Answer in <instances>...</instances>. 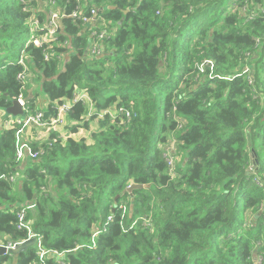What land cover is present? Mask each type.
Segmentation results:
<instances>
[{
	"label": "trees",
	"instance_id": "trees-1",
	"mask_svg": "<svg viewBox=\"0 0 264 264\" xmlns=\"http://www.w3.org/2000/svg\"><path fill=\"white\" fill-rule=\"evenodd\" d=\"M30 79L46 122L75 88L92 110L73 102L35 160L0 127V244L30 230L44 264H264V0H0V118L20 94L41 111ZM16 257L39 264L36 245Z\"/></svg>",
	"mask_w": 264,
	"mask_h": 264
},
{
	"label": "built area",
	"instance_id": "built-area-1",
	"mask_svg": "<svg viewBox=\"0 0 264 264\" xmlns=\"http://www.w3.org/2000/svg\"><path fill=\"white\" fill-rule=\"evenodd\" d=\"M72 18L80 17L82 18L83 22L89 23L94 20H98V15L96 10L92 9L90 10V17H85L80 10H75L72 15ZM57 19L58 15L55 12H52L49 16V19L45 22L46 26H48V29L54 30L57 28ZM35 28L36 26H32ZM50 33V32H49ZM53 35V32L50 33ZM109 35L106 30L101 31L97 36L95 41L90 44L89 49L87 50L86 55L89 57H95L101 54L102 51V42L105 38H107ZM38 44H40L41 40H37ZM37 44V43H36ZM19 64L24 63V58L20 57ZM26 70H23L22 73L18 74L16 79L24 86L25 80L27 78ZM75 97L69 101H64L60 103L55 104V115L46 122L45 114L42 111L35 112L36 114L30 115L27 114V107H26V101L24 100V97L22 94H20L15 101H18L20 106L22 107L24 111V116L20 117H12L11 115L6 114L7 116H2V121H0V127L4 128L6 130L12 129V128H18L16 132V143H17V151L15 153L17 160H21L25 157L31 158L33 160L37 159L39 155H41V151L38 150L36 152H33L30 148V142L29 141H40L44 137V135L56 132L61 135V130L63 127L67 126L66 121V115L71 109V104L73 102H82L84 105L88 106L90 110H92V103L85 92V90H74ZM47 113V112H45ZM48 114V113H47ZM34 131V132H33ZM171 164V162H170ZM18 177H12L10 180L12 183H14L17 180ZM33 205L27 206L26 209L32 208ZM25 208L23 210L18 212V228H21L24 225V212ZM111 218L109 217L108 220ZM31 238L36 239L35 245L37 246L38 252H39V264H44V258L47 256L48 252L46 249L43 248L41 244V237L33 234L30 230H28V238L26 240H29ZM21 242H7L5 244H0V246L5 247L6 251L15 248L16 244H20ZM61 255H57L58 258H60Z\"/></svg>",
	"mask_w": 264,
	"mask_h": 264
},
{
	"label": "water",
	"instance_id": "water-1",
	"mask_svg": "<svg viewBox=\"0 0 264 264\" xmlns=\"http://www.w3.org/2000/svg\"><path fill=\"white\" fill-rule=\"evenodd\" d=\"M5 112L6 114L11 115L12 117H17V116L23 117L24 116V111L18 101H13L11 106L8 107L5 110ZM44 114H45V119H47L48 114L47 113H44ZM134 188H142V186L131 185L128 188H126L124 192H130ZM35 243H36V239L31 238L20 244H16L15 248L10 249L8 251H6L5 247L0 246V257L7 256V255L8 256H18L19 254L26 252L28 248L34 246Z\"/></svg>",
	"mask_w": 264,
	"mask_h": 264
},
{
	"label": "rangeland",
	"instance_id": "rangeland-1",
	"mask_svg": "<svg viewBox=\"0 0 264 264\" xmlns=\"http://www.w3.org/2000/svg\"><path fill=\"white\" fill-rule=\"evenodd\" d=\"M35 21V20H34ZM37 22V21H36ZM57 31V28L56 29H54V30H51L50 31V33L51 32H53V35H51L50 33H48V35H47V39H49V40H55V37H54V33ZM37 44H38V42H37ZM61 67H62V65H61ZM30 81V83H32L31 85H30V89H29V92L30 93H32L33 95H30L29 97H28V99H32L34 102H36L35 103V106L36 107H38V105H39V107L41 108V111H42V109L45 107V104H46V101H47V98L44 96V95H42L41 93H38V95L35 97V95H36V91H37V84L36 83H33V80H29ZM24 100H25V97H24ZM27 109H29L28 107H27ZM35 111H38V110H35ZM43 113H45V111H42ZM3 120V118H0V121H2ZM34 132V131H33ZM68 133H69V126H65V127H63L62 128V130H61V135H59V136H61L62 138H66L67 137V135H68ZM73 138H86L87 139V136H88V131H85V130H79L78 131V134H76V135H71ZM171 149V148H170ZM146 223V222H145ZM3 264H12V262H4Z\"/></svg>",
	"mask_w": 264,
	"mask_h": 264
},
{
	"label": "crops",
	"instance_id": "crops-1",
	"mask_svg": "<svg viewBox=\"0 0 264 264\" xmlns=\"http://www.w3.org/2000/svg\"><path fill=\"white\" fill-rule=\"evenodd\" d=\"M46 106H47V101H46L45 107ZM9 261L12 262V264H17V257L16 256H11V258L7 262H9Z\"/></svg>",
	"mask_w": 264,
	"mask_h": 264
}]
</instances>
